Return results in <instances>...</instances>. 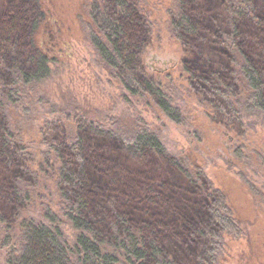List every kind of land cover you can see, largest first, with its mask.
Instances as JSON below:
<instances>
[{
    "label": "trees",
    "instance_id": "trees-1",
    "mask_svg": "<svg viewBox=\"0 0 264 264\" xmlns=\"http://www.w3.org/2000/svg\"><path fill=\"white\" fill-rule=\"evenodd\" d=\"M103 3V19L91 13L96 29L91 30L90 38L99 61L120 77L126 91L149 96L167 117L178 121L179 114L161 83L141 74L139 57L150 38L145 17L129 0ZM109 8L113 13L107 12ZM172 13L171 28L186 49L192 46L190 56L205 45L213 47L221 58L216 69V61H205L207 79L195 75L189 61L182 60L190 88L201 96L209 93L208 101H203L226 118L233 110L237 115L244 111L264 116V0H177ZM38 18L43 19V13L36 8L27 12L24 0H0V205L14 204L9 218L0 212V231L6 237L3 244L10 241L17 246L5 264H181L165 256L159 241V232L164 231L186 232L187 240L176 246L186 254L198 240L206 239L203 259L196 264H219L228 235L238 241L245 236L246 244L252 247L250 233L234 218L225 196L201 174L194 176L186 162L167 155L159 138L144 128L126 133L85 121L72 128L66 125L64 136L57 142L46 138V155L51 154L52 164L46 156L42 168L31 169L33 154L13 132L8 110L21 100L27 86L48 78L51 72V60L33 42ZM24 60L32 69L25 68ZM49 125L44 121L40 132L47 127L49 132H56ZM84 130L99 144H114L115 157H110L118 166L123 159L135 166L134 171L116 168L110 179L104 178L112 173L110 168L95 170L107 181V188L100 192L109 194L110 182L122 177L129 184L118 190L128 188L132 194L141 191L145 195L151 180L160 185L158 197H144L138 207H132L135 209L117 203L105 217L95 216L94 197L88 188ZM48 165L62 201L61 216L76 230L71 241L62 231L60 216L49 206L44 210L48 222L20 216L31 203V184ZM17 221L19 224H14ZM241 261L263 264L260 255L252 257L248 251Z\"/></svg>",
    "mask_w": 264,
    "mask_h": 264
},
{
    "label": "rangeland",
    "instance_id": "rangeland-1",
    "mask_svg": "<svg viewBox=\"0 0 264 264\" xmlns=\"http://www.w3.org/2000/svg\"><path fill=\"white\" fill-rule=\"evenodd\" d=\"M129 1L136 4L149 28L150 38L139 57L141 74L161 83L171 105L179 114V120L167 117L149 96L126 91L120 77H115L99 61L90 38L91 30L96 29L91 13H98L97 17L103 19L104 10L100 8L104 5L103 0H24L27 12L30 8H36L43 13V19L38 18L40 21L33 34V42L51 60L48 78L34 86H27L21 100L8 110L13 132L33 154L29 164L31 169L36 171L38 167L42 168V158L46 159V156L52 164L54 159L51 154L46 155L48 142H57L59 137H63L66 125L72 128L78 121H85L105 128H119L126 133L144 128L159 138L167 155L177 156L186 162L194 176L201 174L210 186L219 190L225 196L234 218L250 233L252 247L246 244L245 236L238 241L228 235L226 246L219 254V264H243L241 257L247 251L252 257L260 255L264 264V116L247 115L244 111L237 115L233 110L226 118L203 101H208L209 93L201 96L190 88L181 68L182 60L189 61L195 75L207 79L206 62L216 61V69L217 61L221 58L213 47L205 45L190 56L192 46L186 49L170 25L177 0ZM107 12L113 13V10L109 8ZM141 27L145 29L143 24ZM24 64L27 70L32 69L26 60ZM44 121L55 127L56 132H49L48 127L40 132ZM83 137L87 147L84 151L87 174L92 187L88 188L94 197L91 203L95 205V216L105 217L117 203L132 208L138 207L144 197H158L160 185L151 180L147 182L145 195L141 191L132 194L128 188L118 190L129 184L122 177L110 182L109 194L100 192L101 188H107V181L104 182L101 173L95 170L110 168L113 174L103 175L105 179H110L116 168L124 167L126 171L130 167L134 171L135 166L126 159L120 166L116 164V159L110 157H115L114 144H99L85 130ZM102 150L103 155L100 153ZM44 169L47 171L40 173L31 184V203L21 213V219L48 222L44 210L45 206H49L60 216L62 231L71 241L76 230L61 216L62 201L48 171H52V168L45 166ZM12 208L14 204L0 205V212L9 218ZM18 221L14 224H19ZM180 228H183L182 224ZM2 232L0 264H5L7 256L16 253L17 246L10 241L3 244L6 237ZM159 235L165 256L173 261L196 264L198 259H203L206 239L198 240L189 247L191 252L186 254L185 250L176 249L177 244L183 245L187 240L186 232L175 234L164 231ZM181 240L182 244L178 242Z\"/></svg>",
    "mask_w": 264,
    "mask_h": 264
}]
</instances>
